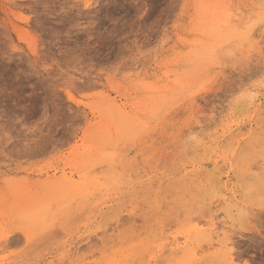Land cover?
<instances>
[{
	"label": "rangeland",
	"instance_id": "374dc122",
	"mask_svg": "<svg viewBox=\"0 0 264 264\" xmlns=\"http://www.w3.org/2000/svg\"><path fill=\"white\" fill-rule=\"evenodd\" d=\"M247 263L264 0H0V264Z\"/></svg>",
	"mask_w": 264,
	"mask_h": 264
},
{
	"label": "bare ground",
	"instance_id": "6f19581e",
	"mask_svg": "<svg viewBox=\"0 0 264 264\" xmlns=\"http://www.w3.org/2000/svg\"><path fill=\"white\" fill-rule=\"evenodd\" d=\"M220 16V15H219ZM233 31V30H232ZM109 118V117H108ZM119 118V117H118ZM113 121V119L110 117L109 118V121L108 122H112ZM110 126H111V124H110ZM258 164V163H257ZM260 165V164H259ZM262 165V164H261ZM249 172V171H248ZM251 172V171H250ZM255 174V173H254ZM251 184V183H250ZM249 184V185H250ZM262 211H263V209H262ZM262 211H260V212H262ZM256 212V211H255ZM257 213V212H256ZM255 214V213H254ZM257 215H258V213H257ZM257 217V216H256ZM248 264V263H247Z\"/></svg>",
	"mask_w": 264,
	"mask_h": 264
}]
</instances>
